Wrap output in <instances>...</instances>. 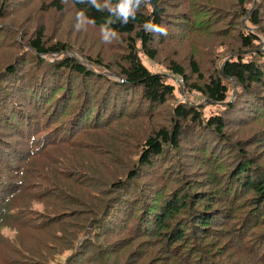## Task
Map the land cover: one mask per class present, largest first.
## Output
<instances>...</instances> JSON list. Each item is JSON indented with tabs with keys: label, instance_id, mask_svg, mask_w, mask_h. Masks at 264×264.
Returning <instances> with one entry per match:
<instances>
[{
	"label": "trees",
	"instance_id": "16d2710c",
	"mask_svg": "<svg viewBox=\"0 0 264 264\" xmlns=\"http://www.w3.org/2000/svg\"><path fill=\"white\" fill-rule=\"evenodd\" d=\"M123 2L0 0V264H264V0Z\"/></svg>",
	"mask_w": 264,
	"mask_h": 264
},
{
	"label": "rangeland",
	"instance_id": "374dc122",
	"mask_svg": "<svg viewBox=\"0 0 264 264\" xmlns=\"http://www.w3.org/2000/svg\"><path fill=\"white\" fill-rule=\"evenodd\" d=\"M256 1V0H255ZM54 19V18H53ZM59 22H57L55 19L54 20H52V22H51V24L49 23L48 25L51 27L52 25H53V27H55L57 24H58ZM54 30V34L56 33V29L55 28H53L52 29V31ZM82 34V33H81ZM82 37V40H83V47L80 49L81 51H84L85 53H87V49H88V45H89V42H88V40L82 35L81 36ZM261 38V43H262V45H264V38L261 36L260 37ZM94 49H96V51H98V50H100V46L97 44V46L96 47H93L92 49H90V50H88V51H92V50H94ZM177 49H179V48H177ZM261 49H264V47H262ZM65 55H67L68 57H70V58H73V59H76L78 62H79V64H82V65H84L85 67H87L89 70H91V71H94V69H96V70H99V71H104L102 68H100V67H98V66H95V65H92L91 63H89V62H87V60H85L84 58H82V56H79L78 54H76V53H67V54H64V56ZM178 55L180 56V60L181 61H184V62H182L183 64H187V50H181L179 53H178ZM177 55V56H178ZM60 56H62V55H52V58H53V60H56V59H58V58H60ZM146 65L147 66H149V64L148 63H146ZM150 69L152 70V71H162V69H160L159 67H156V66H150ZM106 76L107 77H109V78H113V75H110V74H106ZM114 79V78H113ZM235 90V93H234V91H233V93H234V95H232L233 97L235 96V94H236V89H234ZM232 93V94H233ZM183 98H185V96L182 94L181 95ZM194 100H196L197 101V97H194Z\"/></svg>",
	"mask_w": 264,
	"mask_h": 264
},
{
	"label": "clouds",
	"instance_id": "9594fccd",
	"mask_svg": "<svg viewBox=\"0 0 264 264\" xmlns=\"http://www.w3.org/2000/svg\"><path fill=\"white\" fill-rule=\"evenodd\" d=\"M79 3L85 2V0H78ZM95 0H93V3ZM131 3L132 0H124L123 3H121L118 6V10L120 14L124 17H128L131 12ZM146 6H150V0H146ZM83 17V10L77 13V23H76V28L79 30L81 27V18ZM148 31L147 32H154L158 33L160 35H167V29L164 26L161 25H156L153 22L149 21L144 25ZM118 36V33L115 31H107L102 35V39L104 40L105 43H111L113 41L112 37Z\"/></svg>",
	"mask_w": 264,
	"mask_h": 264
},
{
	"label": "built area",
	"instance_id": "2783aa9c",
	"mask_svg": "<svg viewBox=\"0 0 264 264\" xmlns=\"http://www.w3.org/2000/svg\"><path fill=\"white\" fill-rule=\"evenodd\" d=\"M178 82L181 84L182 80H181V79H179V80H178Z\"/></svg>",
	"mask_w": 264,
	"mask_h": 264
},
{
	"label": "water",
	"instance_id": "95a60500",
	"mask_svg": "<svg viewBox=\"0 0 264 264\" xmlns=\"http://www.w3.org/2000/svg\"><path fill=\"white\" fill-rule=\"evenodd\" d=\"M234 93H235V90H234ZM234 93H233V95H234Z\"/></svg>",
	"mask_w": 264,
	"mask_h": 264
}]
</instances>
